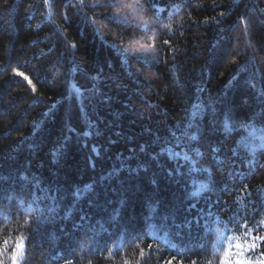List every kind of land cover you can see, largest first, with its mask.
Listing matches in <instances>:
<instances>
[{"label":"trees","instance_id":"obj_1","mask_svg":"<svg viewBox=\"0 0 264 264\" xmlns=\"http://www.w3.org/2000/svg\"><path fill=\"white\" fill-rule=\"evenodd\" d=\"M262 92L264 0H0V239L28 220V264H219L264 219ZM53 198L70 217L38 225Z\"/></svg>","mask_w":264,"mask_h":264},{"label":"snow or ice","instance_id":"obj_2","mask_svg":"<svg viewBox=\"0 0 264 264\" xmlns=\"http://www.w3.org/2000/svg\"><path fill=\"white\" fill-rule=\"evenodd\" d=\"M44 3L49 4V0H44ZM100 0H93V4H99ZM114 6V5H108ZM223 15V13L221 14ZM114 18H118L114 17ZM165 27H170L166 25ZM19 76H22L25 80H28L29 83L31 81L27 76H24L23 73L17 72ZM264 95V92L261 93ZM111 99L110 97L108 98ZM228 127L227 120L225 121V128ZM69 131H73V129L69 128ZM174 135V134H173ZM67 139V137H66ZM195 139V137H192ZM213 152L219 151L218 148H213ZM197 154L201 155L197 150ZM7 178H0V183H3ZM91 186H87L90 188ZM247 188V186H245ZM74 195L77 198V201L80 199L81 192L78 189ZM195 195V193H194ZM47 199V197H45ZM2 203V202H0ZM262 203H264V199H262ZM75 205H73L74 207ZM59 209L60 205L56 202L55 198H53L51 204H47L45 209L41 215V217L36 219V223L42 224L44 222H53L58 218L68 219L71 215V212H67L63 217H59ZM90 217L87 213L82 214L80 217L81 222L85 220H89ZM169 217L167 215L162 217L163 223H167ZM29 223L28 220H25L24 225H20L19 221L17 222L16 234L12 235L11 233L4 236V238L0 239V264H28L29 259V243H34L31 240L32 235H36L37 229H31V235H29V230L26 228V225ZM187 226H191L192 221H186ZM75 229H80L83 227V224H75ZM179 229L183 227L182 225H176ZM242 231L239 235L232 236H218L217 244L225 243L223 250L214 245V254L220 253L218 260L219 264H264V219H261L259 222L253 224L251 227L248 226L247 220L245 223L240 226ZM177 236L180 235L179 232L176 233ZM151 247V246H149ZM71 254V253H69ZM140 255H144L143 249L140 251ZM175 259V257H173ZM66 264H71V261H67ZM124 264H128V261L125 260ZM166 264H171V261H166ZM192 264H196V261H192ZM206 264H213L212 260H207Z\"/></svg>","mask_w":264,"mask_h":264},{"label":"rangeland","instance_id":"obj_3","mask_svg":"<svg viewBox=\"0 0 264 264\" xmlns=\"http://www.w3.org/2000/svg\"><path fill=\"white\" fill-rule=\"evenodd\" d=\"M74 90L77 92H80V90L77 87H74ZM248 145L251 147L252 150L261 148L264 146V130L259 127H254L250 135L248 136ZM212 215L211 210V204L206 202V199L201 200V198H197L196 201L191 206V216L189 217L188 221H192L191 226H187L188 228H191V234L192 239H203L204 235H202V229L206 228V231H212L211 224H210V218ZM187 225V224H186ZM199 232V236H196ZM207 234V233H206ZM221 236V235H218ZM217 236V238H218ZM182 237V236H181ZM217 238H216V246L223 250V247L226 244H217ZM185 238L179 239V240H172L171 247L174 249H182V243L185 242Z\"/></svg>","mask_w":264,"mask_h":264}]
</instances>
